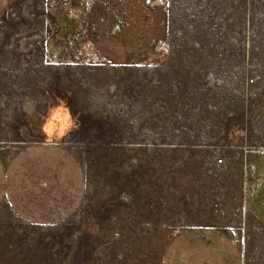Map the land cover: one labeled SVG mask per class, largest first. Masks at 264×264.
Wrapping results in <instances>:
<instances>
[{"label": "rangeland", "instance_id": "obj_1", "mask_svg": "<svg viewBox=\"0 0 264 264\" xmlns=\"http://www.w3.org/2000/svg\"><path fill=\"white\" fill-rule=\"evenodd\" d=\"M0 264H264V0H0Z\"/></svg>", "mask_w": 264, "mask_h": 264}, {"label": "built area", "instance_id": "obj_2", "mask_svg": "<svg viewBox=\"0 0 264 264\" xmlns=\"http://www.w3.org/2000/svg\"><path fill=\"white\" fill-rule=\"evenodd\" d=\"M219 161H221V160L219 159Z\"/></svg>", "mask_w": 264, "mask_h": 264}]
</instances>
